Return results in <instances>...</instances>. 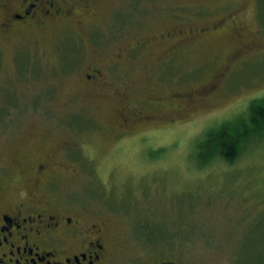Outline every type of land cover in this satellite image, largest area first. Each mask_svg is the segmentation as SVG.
I'll return each instance as SVG.
<instances>
[{
	"label": "rangeland",
	"instance_id": "1",
	"mask_svg": "<svg viewBox=\"0 0 264 264\" xmlns=\"http://www.w3.org/2000/svg\"><path fill=\"white\" fill-rule=\"evenodd\" d=\"M131 1L0 0V205L74 208L103 264H264V131L204 144L264 99V0Z\"/></svg>",
	"mask_w": 264,
	"mask_h": 264
},
{
	"label": "flooded vegetation",
	"instance_id": "2",
	"mask_svg": "<svg viewBox=\"0 0 264 264\" xmlns=\"http://www.w3.org/2000/svg\"><path fill=\"white\" fill-rule=\"evenodd\" d=\"M41 1L49 8L57 5L56 0H25L22 13L14 14L13 20L28 19ZM49 14L55 17V12ZM33 195L25 194L12 206L0 205V264L104 263L107 250L99 226L84 224L71 207H41L36 198L27 203L26 197Z\"/></svg>",
	"mask_w": 264,
	"mask_h": 264
},
{
	"label": "trees",
	"instance_id": "3",
	"mask_svg": "<svg viewBox=\"0 0 264 264\" xmlns=\"http://www.w3.org/2000/svg\"><path fill=\"white\" fill-rule=\"evenodd\" d=\"M141 1L142 0H132V6L129 10V15H126L125 17L122 15L117 16L118 18H116V24L119 27H126L125 24L129 22L130 14H132L133 11L140 9ZM63 44L64 54L61 58L60 69L62 70V72L67 73L71 71V68H73L74 65H76L78 62L69 57L72 50L70 43L64 42ZM22 59H24V57H22ZM29 65L31 64H29L28 60L26 59V66L23 68L19 66L18 74L20 77L23 76V72L26 73V71H28ZM32 69L35 70L36 68L33 67ZM248 114L250 125L246 126L245 124H241L239 132L241 134H236V136H234L231 132L232 130L229 129L231 128L229 125H222L219 129L216 130L215 133L214 131L210 130V132L207 134V139L204 143L206 147L209 148L210 151L213 150L212 148L214 147L216 149L215 151L218 157L223 158L228 162L233 161L237 155V148L240 145L241 140L247 138L246 136H244L246 133H248V136H250L252 133H260L261 131H264V99L252 101L248 107ZM225 128L227 129L225 130ZM246 130H250L251 132H247ZM201 147L205 146L201 145ZM212 154L213 153L210 152L207 155L212 156ZM173 238L174 237L170 234V240L168 243H170Z\"/></svg>",
	"mask_w": 264,
	"mask_h": 264
},
{
	"label": "water",
	"instance_id": "4",
	"mask_svg": "<svg viewBox=\"0 0 264 264\" xmlns=\"http://www.w3.org/2000/svg\"><path fill=\"white\" fill-rule=\"evenodd\" d=\"M160 264H176V263H174V262H162Z\"/></svg>",
	"mask_w": 264,
	"mask_h": 264
}]
</instances>
